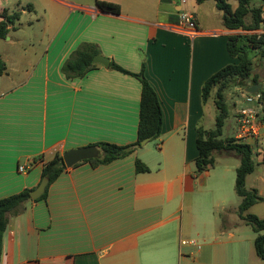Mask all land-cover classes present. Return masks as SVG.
Segmentation results:
<instances>
[{"label": "crops", "instance_id": "obj_1", "mask_svg": "<svg viewBox=\"0 0 264 264\" xmlns=\"http://www.w3.org/2000/svg\"><path fill=\"white\" fill-rule=\"evenodd\" d=\"M100 1L118 5L119 13L74 0H32L26 10L19 1L0 0V14L19 13L0 39L6 64L0 76V199L34 189L43 164L56 154L135 142L140 82L98 64L81 79H65L61 66L81 43L96 45L109 63L132 73L144 62V77L161 105V136L110 164L68 168L44 200L27 203L10 219L0 264H262L251 248L255 236L245 240L241 233L236 208L230 214L220 199H207L210 192L204 202L195 197L210 174L197 175L194 164L197 128L208 130L201 89L236 63L227 51L235 32L223 27L212 0ZM28 13L24 25L34 30L27 34L19 21ZM182 13L193 15L194 29L182 24ZM245 144L257 158L253 173L264 172V136ZM223 156L239 166L233 153ZM136 159L149 171L137 173ZM19 166L27 170L20 173ZM257 181L249 189L264 198L263 173ZM191 240L197 244H181Z\"/></svg>", "mask_w": 264, "mask_h": 264}, {"label": "trees", "instance_id": "obj_2", "mask_svg": "<svg viewBox=\"0 0 264 264\" xmlns=\"http://www.w3.org/2000/svg\"><path fill=\"white\" fill-rule=\"evenodd\" d=\"M195 1L201 4L208 0ZM212 1L215 2L217 9L222 12L221 21L225 29L234 32L238 30L250 32L259 29L261 9L251 7V3L254 0H233L236 2L235 7L228 0ZM261 2L264 4V0H261ZM95 5L101 12L116 15L119 13V6L116 4L95 0ZM249 15L251 16V22L246 23L245 19ZM0 16L3 18L0 21V39H4L9 32V26L18 21L19 13L9 15L4 10ZM227 51L230 58L235 60L236 63L228 64L217 71L204 82L201 89V100L203 104L213 95V105L216 109V115L212 130H204L201 127L197 128L198 136L196 139V147L198 156L194 161L195 170L197 175L209 171L210 168H213L215 163L214 156L218 153L231 152L239 158V166L235 169L234 181V192L240 199V204L237 209L238 217L255 234L253 250L256 257L264 264V218L260 219L253 214L247 213L254 205L264 202V198L258 195L257 190L246 187V178L255 169V163L252 159V148L247 144L237 142L233 137L221 138L222 129L228 117L229 109L225 101V92L232 85H240L244 88L247 87L248 82H250L251 86L257 85L258 77L253 73L254 56H251V53L256 52L264 58V35H230L227 40ZM96 55H100L96 45L81 43L62 64L61 73L67 80L83 78L88 72L98 67L97 64L92 62ZM108 68L132 76L140 82L141 92L137 138L135 142L125 146H118L107 142L89 145L99 150V157L97 159L82 161L72 168L77 167L81 163H89L92 168L110 164L115 160L129 156L141 147L140 144L143 140L150 139V141H154L161 136V105L155 91L144 77V62L141 64L139 73L129 72L111 60ZM5 72L6 64L0 56V76L5 74ZM260 102L264 117V97ZM40 158L33 159L32 163ZM67 170L68 168L64 165L62 155L60 154H56L50 161L45 162L42 166L40 179L46 178L48 184L43 195L32 202L44 200L50 185ZM135 171L137 173H145L149 169L140 160L136 159ZM31 190L33 188H26L17 194L0 199V254L3 249V235L9 221L12 217L21 214L26 204L31 202L29 197Z\"/></svg>", "mask_w": 264, "mask_h": 264}, {"label": "rangeland", "instance_id": "obj_3", "mask_svg": "<svg viewBox=\"0 0 264 264\" xmlns=\"http://www.w3.org/2000/svg\"><path fill=\"white\" fill-rule=\"evenodd\" d=\"M21 2L22 6L25 8H27L28 4L32 3V0H9L10 4H16L17 2ZM74 1H78L79 4H90V5H94L95 4V0H74ZM229 1V0H228ZM231 3H233V7L236 6V2L233 0H230ZM251 7L253 8H260L262 9L264 7V4L261 2V0H254L251 3ZM17 10H19V8H17ZM17 12V11H15ZM38 12L40 13V9H38ZM28 15H30L29 13L27 15H22L21 19L19 22H21L23 24V28L21 32L23 33H27L28 32H33L34 28H38L39 25L36 24L35 21V14L34 11L31 12V17L33 19V25L34 28L33 29H27L26 26L24 25L27 20H28ZM246 23L251 22V16H247V18L245 19ZM235 34L238 35H246L245 31L242 30H238L235 31ZM251 56H254L253 60H254V69H253V73L257 75L258 80H261L264 78V58L261 57L258 53L256 52H252ZM244 87L240 86V85H232L231 87H229V89L225 92V101L228 105V117L225 120V124L224 127L222 129V136L221 138H225V137H233L236 134L237 131V124H236V114H237V110L243 106L244 103V99L242 98V93H243ZM216 115V109L213 105V95H211L210 99L207 101L206 104V108H205V117H204V121H203V125L206 129L208 130H212L214 128V117ZM157 143V140L154 141H150L147 143V147H152ZM230 154V152H222V153H218L214 156L215 158V163L213 168L209 169V177L205 178L206 180V185H197L196 188H203V194H196L197 190H195V197L196 202H204L206 195L208 194V192H210L207 196V199H211V200H215V199H220L222 204H224V206L229 210L230 214L235 213L234 209L238 208L239 204H240V199L236 196L235 192H234V181H235V169L234 166L236 164H238L237 160L231 156H223V155H228ZM220 155V156H219ZM252 159L255 163V167L256 165V156L253 153ZM227 167V172H225ZM259 173H263L264 172L262 170L258 171ZM256 172L255 174L253 173L252 175H250L248 177L247 180V184L246 187H255L258 186L259 182L255 181V177L257 175ZM212 190V191H211ZM215 192V194H214ZM214 194V195H213ZM237 212V211H236ZM238 213V212H237ZM248 214H253L255 216H257L258 218L262 219L264 218V202L262 203H258L256 205H254L253 207H251L248 212ZM218 221V219H217ZM241 233L244 237L245 240H249V238H252L255 236V234L253 233V231L251 230V228L247 225H245L244 222H242L241 224ZM253 242L251 243V248L253 249ZM254 259L257 260L258 258L256 256H254ZM261 262V260H259Z\"/></svg>", "mask_w": 264, "mask_h": 264}, {"label": "built area", "instance_id": "obj_4", "mask_svg": "<svg viewBox=\"0 0 264 264\" xmlns=\"http://www.w3.org/2000/svg\"><path fill=\"white\" fill-rule=\"evenodd\" d=\"M186 0H182L185 3ZM260 25L256 31L245 32V34L251 35H264V7L260 13ZM181 22L188 28L194 29L195 19L192 14L182 13ZM260 87L254 94H249L243 90L242 98L244 99L243 106L237 110L235 117L237 124V131L234 139L242 144H245L248 140L258 139L261 135L264 136V117L261 111L260 100L264 97V78L261 79L258 84ZM27 170L25 166H19L18 171L23 173ZM182 245H196V241H181Z\"/></svg>", "mask_w": 264, "mask_h": 264}, {"label": "water", "instance_id": "obj_5", "mask_svg": "<svg viewBox=\"0 0 264 264\" xmlns=\"http://www.w3.org/2000/svg\"><path fill=\"white\" fill-rule=\"evenodd\" d=\"M92 62L94 64L101 65L105 68H107L109 66V59L104 57V56H101V55H96L93 58ZM246 86L247 87H246L245 91L249 94L256 93V91L260 87L259 85L251 86L250 82H248ZM149 141H150V139L143 140L141 142L140 146L142 147V146L146 145ZM99 155H100V152L97 148H95L93 146H89V147H81V148L66 151L62 155V159H63V163L66 166V168H72L74 165H76L82 161H86V160H90V159H97L99 157ZM47 184H48V180L46 178H42L40 180L39 184L33 190H31V192L29 193L30 200L35 201V200L39 199L43 195Z\"/></svg>", "mask_w": 264, "mask_h": 264}]
</instances>
